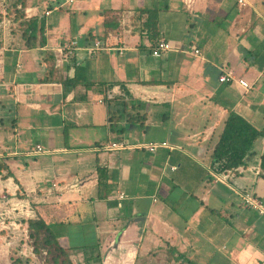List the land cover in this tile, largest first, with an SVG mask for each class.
Instances as JSON below:
<instances>
[{"label": "crops", "instance_id": "0c3cea01", "mask_svg": "<svg viewBox=\"0 0 264 264\" xmlns=\"http://www.w3.org/2000/svg\"><path fill=\"white\" fill-rule=\"evenodd\" d=\"M0 3V199L64 247L99 244V261L71 246L73 264H264V216L240 197L264 205V138L224 182L211 163L229 111L264 131V0ZM227 69L251 87L220 82Z\"/></svg>", "mask_w": 264, "mask_h": 264}, {"label": "trees", "instance_id": "16d2710c", "mask_svg": "<svg viewBox=\"0 0 264 264\" xmlns=\"http://www.w3.org/2000/svg\"><path fill=\"white\" fill-rule=\"evenodd\" d=\"M35 24V20L28 21V25L33 31H35ZM150 28L154 30V26L151 25ZM41 30L40 27V32ZM153 36L156 37L157 33H153ZM261 138H264V131L256 129L236 112L229 111L211 154V163L214 169L225 174L236 173L244 169L249 160L257 154L256 147ZM259 157L260 175L264 178V148ZM2 166L0 164V167ZM252 196L255 197V195ZM23 222L28 230L29 243L31 242L34 253L42 260L41 264H73L69 248L60 244L57 234L50 224L45 223L37 216L27 217L23 219ZM98 247V243L73 246L74 249L80 248L85 252L90 250L94 252ZM180 256L182 257L181 254ZM25 260L28 259L25 258ZM94 260H100L98 253L94 256ZM22 262V258L16 257L12 264H22Z\"/></svg>", "mask_w": 264, "mask_h": 264}, {"label": "built area", "instance_id": "2783aa9c", "mask_svg": "<svg viewBox=\"0 0 264 264\" xmlns=\"http://www.w3.org/2000/svg\"><path fill=\"white\" fill-rule=\"evenodd\" d=\"M1 3H0V7L2 6ZM45 13H48V11H46ZM104 45L105 44L101 40L96 39L93 40L90 45L85 47V51L88 56H93L97 51L101 50L104 47ZM76 46H77L76 39H71L69 41H65L61 43L56 49L58 53V56L56 58V64L58 65L64 60H66L68 58V55L71 53L72 49ZM170 49L171 46L169 45V43L161 39L158 40L155 43V45L151 48V54L153 56L158 57L163 52ZM193 49H194L193 50L194 53H198V49L196 48ZM218 80L220 82L234 80V82H238V84H240V86L244 90H248L251 87V84L243 78H239L235 80L231 69H227L226 71L221 73L218 76ZM141 147L150 152H154L159 147H169V145L167 144L166 141H161V142L151 141L145 143ZM121 148H124L123 143L113 141L110 143L102 144L101 149L105 151V150L121 149ZM35 150L37 152H42L43 148L40 145H36ZM256 172H259V169H257ZM226 177L227 174H221L220 176H215V178L221 182H224ZM240 197L243 204L257 209L259 213L264 216V205L261 203L260 200H258L248 192L241 194ZM19 215L27 218V217H32L34 214L30 206H23V207L21 206L20 208L15 206H10L8 197L5 194H2L0 199V233H4L2 235L3 237L2 239L6 242L9 248L12 247L13 245H16L17 247L16 249L18 250L20 256H25V257L29 255L34 256L35 253L33 251V247L29 243L27 227L25 224L21 222V220L15 217Z\"/></svg>", "mask_w": 264, "mask_h": 264}, {"label": "rangeland", "instance_id": "374dc122", "mask_svg": "<svg viewBox=\"0 0 264 264\" xmlns=\"http://www.w3.org/2000/svg\"><path fill=\"white\" fill-rule=\"evenodd\" d=\"M36 139H39V136H37ZM3 234L4 233H0V238H2ZM69 236H70V240L68 241V244L65 246L68 248H71V246L73 245H71V235ZM88 240H90V238H88ZM3 245L6 246V242L0 239V264H12V261L14 260V258L20 257L16 249L17 247L16 245H13L12 247H10V249H7V247H4ZM97 251L98 249L94 250V252H97ZM91 252L93 251L90 250L89 253ZM20 258H22L23 260L22 264H41L42 262V260L37 256V254H35L34 256L29 255L27 257L22 256ZM25 258H27L28 260H25Z\"/></svg>", "mask_w": 264, "mask_h": 264}]
</instances>
